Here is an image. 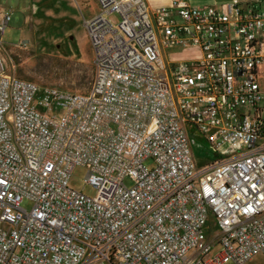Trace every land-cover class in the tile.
I'll use <instances>...</instances> for the list:
<instances>
[{
    "label": "built area",
    "instance_id": "1",
    "mask_svg": "<svg viewBox=\"0 0 264 264\" xmlns=\"http://www.w3.org/2000/svg\"><path fill=\"white\" fill-rule=\"evenodd\" d=\"M96 3L83 93L7 73L0 9V264L264 256V0ZM77 167L93 196L69 186Z\"/></svg>",
    "mask_w": 264,
    "mask_h": 264
},
{
    "label": "rangeland",
    "instance_id": "2",
    "mask_svg": "<svg viewBox=\"0 0 264 264\" xmlns=\"http://www.w3.org/2000/svg\"><path fill=\"white\" fill-rule=\"evenodd\" d=\"M0 9L11 15L2 37L8 74L40 87L87 91L93 77V56L83 27L87 14L76 0H0ZM191 58L197 59L199 54L178 50L164 53L165 62ZM194 151L199 161L208 158L200 147H194ZM145 165L150 166L149 162ZM85 175L86 169L77 167L69 186L93 196V188L83 185ZM21 207L29 210L31 203L23 201ZM206 229L217 232L209 221ZM247 264H264V256H256Z\"/></svg>",
    "mask_w": 264,
    "mask_h": 264
},
{
    "label": "crops",
    "instance_id": "3",
    "mask_svg": "<svg viewBox=\"0 0 264 264\" xmlns=\"http://www.w3.org/2000/svg\"><path fill=\"white\" fill-rule=\"evenodd\" d=\"M78 5L86 12L87 18L94 15L98 11V6L95 0H76ZM95 1V2H94ZM148 8L154 10L160 7H168L170 0H145ZM190 5H219L226 3L230 0H185Z\"/></svg>",
    "mask_w": 264,
    "mask_h": 264
}]
</instances>
